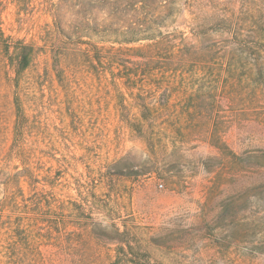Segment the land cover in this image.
<instances>
[{"label": "rangeland", "instance_id": "obj_1", "mask_svg": "<svg viewBox=\"0 0 264 264\" xmlns=\"http://www.w3.org/2000/svg\"><path fill=\"white\" fill-rule=\"evenodd\" d=\"M1 1L34 51L0 61V264H264V0H177L151 53L76 40L130 28L102 0Z\"/></svg>", "mask_w": 264, "mask_h": 264}, {"label": "trees", "instance_id": "obj_2", "mask_svg": "<svg viewBox=\"0 0 264 264\" xmlns=\"http://www.w3.org/2000/svg\"><path fill=\"white\" fill-rule=\"evenodd\" d=\"M16 1L19 7L27 6L30 0H13ZM73 1V3H72ZM62 0L60 4L49 3L46 6V11L54 17V23L56 28H63L62 19L66 13H72L75 19L81 16V9L79 10V4H76V0ZM105 4L106 12L111 17H115L119 14H126V21H130V28H123L120 30H101L98 33L91 31L90 23H85L83 20H75L79 25H74L73 35L79 43L89 44L91 49L95 51L98 49L96 44L86 41H80L83 37L91 38L94 35H99V39L106 42L116 43H129L137 42L140 40H151L150 44L146 45V52L151 53L154 48L161 47L163 40L154 41L155 32L161 26H167L174 22L173 15L176 12L177 0H102ZM15 2V3H16ZM188 4H190L188 0ZM4 10L2 1L0 0V61L1 58L5 59L11 66L14 73L19 75L25 70L32 61L34 48L31 44L24 43L21 40L13 41L9 36H5L1 28V15ZM139 15H143L141 18ZM133 16L134 18H127ZM136 16V17H135ZM148 19L146 23L143 19ZM201 26V25H200ZM70 28V26H68ZM92 39V38H91ZM164 41L168 38L164 37ZM258 45V41L255 38L241 40L242 49L255 48ZM3 72V68H0V73ZM17 115L20 117V107L17 106ZM122 249V248H121ZM114 264V263H113Z\"/></svg>", "mask_w": 264, "mask_h": 264}]
</instances>
